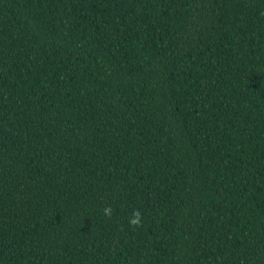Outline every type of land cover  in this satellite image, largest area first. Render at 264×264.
I'll use <instances>...</instances> for the list:
<instances>
[{
  "label": "trees",
  "instance_id": "trees-1",
  "mask_svg": "<svg viewBox=\"0 0 264 264\" xmlns=\"http://www.w3.org/2000/svg\"><path fill=\"white\" fill-rule=\"evenodd\" d=\"M0 264H264V0H0Z\"/></svg>",
  "mask_w": 264,
  "mask_h": 264
},
{
  "label": "clouds",
  "instance_id": "clouds-1",
  "mask_svg": "<svg viewBox=\"0 0 264 264\" xmlns=\"http://www.w3.org/2000/svg\"><path fill=\"white\" fill-rule=\"evenodd\" d=\"M114 209L111 206H106L103 208V215L111 219ZM142 213L139 210H134L131 216L128 218L129 226L133 229L142 227Z\"/></svg>",
  "mask_w": 264,
  "mask_h": 264
}]
</instances>
